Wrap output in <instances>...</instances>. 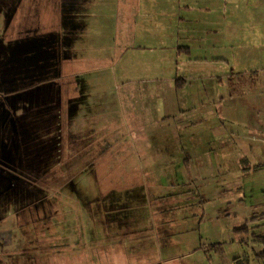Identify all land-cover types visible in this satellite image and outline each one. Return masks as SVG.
Here are the masks:
<instances>
[{
	"label": "rangeland",
	"instance_id": "374dc122",
	"mask_svg": "<svg viewBox=\"0 0 264 264\" xmlns=\"http://www.w3.org/2000/svg\"><path fill=\"white\" fill-rule=\"evenodd\" d=\"M182 2L83 0L84 51L96 57L88 63L90 89L79 120L88 133L71 128L77 122L65 107L57 163L37 183L45 193L35 199L18 188L0 203L4 264H264V164L246 152L240 93L232 98L228 81L216 79L228 68L215 60L224 54L222 45L214 46V34L202 29L209 44L205 38L202 47L192 46L196 27L178 24ZM51 3L0 0V40L20 42L39 32L34 42L40 48L60 42L68 23ZM244 3L230 5L241 10ZM152 44L171 50L167 65L139 48ZM178 46L194 47L211 63L187 65L186 53L176 56ZM53 51L39 53L54 58ZM253 52L264 57V49ZM242 53L234 48L230 65ZM155 72L163 74L156 82ZM156 83L163 85L157 97ZM54 191L70 205L56 219L50 205L40 203ZM247 221L248 233L235 230Z\"/></svg>",
	"mask_w": 264,
	"mask_h": 264
},
{
	"label": "crops",
	"instance_id": "0c3cea01",
	"mask_svg": "<svg viewBox=\"0 0 264 264\" xmlns=\"http://www.w3.org/2000/svg\"><path fill=\"white\" fill-rule=\"evenodd\" d=\"M47 1L52 2L49 7L59 10L60 14L63 12L70 19L73 20L74 18L76 30L73 31V24L70 22L67 25L68 30L65 31V35L60 29L58 37L60 42H54L51 44L52 46L42 47L60 50L58 59L54 55V60L49 62L47 66L43 63L48 70L43 77L40 76L37 69L26 70V66L29 65L24 62L23 57L18 61L13 57L14 52H12L11 58H8L7 55L8 50L17 49L19 52L16 53V56L21 57L27 53L23 50L37 49V42L34 41L35 38H40L39 32L37 34L27 33L20 42H10L9 39L0 40V189H4V193L0 194V203L9 197V193L18 190V188L35 199L36 197L41 198L42 194L45 193L44 188L38 186L37 183L42 177L47 176L57 163L59 156L57 138L59 136L60 144V128H63L61 121L65 107H67L69 119L77 122L75 125L71 124V128L80 126L81 132L85 136L88 133V130L83 128L82 121L79 125L80 115L83 113L82 98L87 96L90 89L88 63L90 59L96 58L89 56L84 51L87 48V42L83 37L87 31V20L83 18L88 16L87 5H83V0ZM170 1L160 0L161 6H166ZM201 1L204 2L203 5L196 3ZM206 2L210 3L206 4ZM233 2L236 4L246 2V4H239V6L243 5L241 10L238 7L233 9L230 5ZM182 4L181 6L178 5V10H183L185 13L179 15L178 24L191 21L190 23L196 27L191 39L192 46L196 41L201 46V42L208 37V35H201L202 29L206 33L209 32V35L214 34L212 38L214 46L222 45L220 50L224 54L215 60L227 64L228 68L224 71L222 69L221 72L217 71L216 79L219 82L228 81V91L232 98L238 97V92L240 93L242 103L245 104L241 108V113L245 115V122L249 127L247 129L248 134H245L246 152H255L256 158L260 160L261 164H264V57L258 60L259 56L253 52L257 49H264V0H183ZM201 11H203V15ZM119 13L121 15V11ZM161 13L168 19V10L161 11ZM206 17L209 18V21L206 20ZM208 40L210 37L207 38V43ZM188 47L191 49L190 46ZM139 48L144 52L145 50L149 51L145 53L154 55L155 62L161 65L168 64L166 61L168 50H170L167 49L168 47L162 44H152ZM174 48L176 56H186L187 54V65L193 64L192 62L198 65L211 63L204 54L195 55L197 50L195 51L194 47L190 52L178 50L180 46ZM234 48L244 51V54H241L243 57L235 63L236 66L238 64V67L230 65L231 62H229ZM246 64L251 66L246 68ZM36 65H40V63H36ZM188 71L192 72L189 68L184 69L185 73ZM162 77V72L160 74L155 72V82ZM162 89L163 85L162 87L157 83L153 85L154 92ZM164 89L167 87L164 86ZM214 91L216 95L217 90ZM155 97H157L156 92ZM87 110L90 109L87 108ZM84 170L86 169L80 170L77 175L83 176V172L87 171ZM97 171L98 175L99 167ZM2 183L4 186L1 187ZM70 186L69 184L61 187L59 192L66 193ZM54 193L49 197L47 203L45 200L40 203L42 205L49 204L55 214L52 213V216L56 219L59 215H66L67 213L61 212V210L69 208L70 205L58 201L56 197L58 192L54 191ZM18 204L12 205L18 206ZM8 206L5 208L3 206L4 210ZM70 214L73 215V213ZM77 214L79 213H74V215ZM2 216H5L4 213ZM2 232L5 231L0 229V236Z\"/></svg>",
	"mask_w": 264,
	"mask_h": 264
},
{
	"label": "trees",
	"instance_id": "16d2710c",
	"mask_svg": "<svg viewBox=\"0 0 264 264\" xmlns=\"http://www.w3.org/2000/svg\"><path fill=\"white\" fill-rule=\"evenodd\" d=\"M64 2H65V0H64ZM65 17H66V19H65L66 24L67 23L69 24L71 22L73 24V31L75 32L76 29L74 27H75L76 22H75L74 18L72 20V19H70L69 16H65ZM54 40L56 41L55 38H54ZM40 49H42V48L38 47L37 49H31V50L25 49V50H23V52L25 51L27 53H24V55H21V57H18V58L19 59L20 58L22 59V57H23L24 62L29 65V66H26V70H28V69L29 70L37 69L38 72H39V74H40V76L43 77L44 74L48 71L46 69V66L48 65L49 62H52V60H54V58H48V57H45V56L41 55L39 53V50ZM180 49H181L180 51H183L184 50L186 52H190V50L188 48H185V47H180ZM12 52H14V54L16 55V53H18L19 51H17V49L8 50V54H7L8 55V58H11V56H13V53ZM53 55L56 56L55 50L53 51ZM58 57H59V54H58V56L56 58L58 59ZM19 59H16V60L19 61ZM38 61H40V62H38ZM36 63H40V65H36ZM43 63H45L46 66ZM13 69L15 70L16 68H13ZM59 150H60V144H59V136H58V138H57V152H59ZM23 178L24 179H27L26 177H23ZM10 179H11V177H10ZM2 186H4L3 183L1 185V187ZM2 192L4 193V189L3 188L0 189V194ZM260 217H262L261 219H264V214H262ZM252 227L250 226V221H247L244 224H242L241 226L236 227L235 230L236 231H245V232L248 233ZM261 237L264 238V236H261ZM0 264H4V262L1 259H0Z\"/></svg>",
	"mask_w": 264,
	"mask_h": 264
}]
</instances>
